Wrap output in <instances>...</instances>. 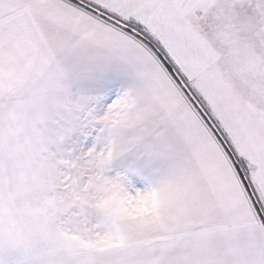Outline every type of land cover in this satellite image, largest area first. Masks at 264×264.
<instances>
[{"label":"snow or ice","instance_id":"snow-or-ice-1","mask_svg":"<svg viewBox=\"0 0 264 264\" xmlns=\"http://www.w3.org/2000/svg\"><path fill=\"white\" fill-rule=\"evenodd\" d=\"M0 264H264V0H0Z\"/></svg>","mask_w":264,"mask_h":264}]
</instances>
